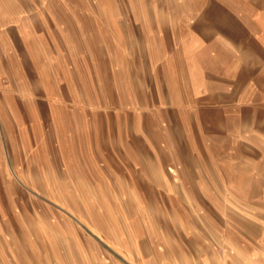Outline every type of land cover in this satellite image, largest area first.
<instances>
[{
  "label": "rangeland",
  "instance_id": "374dc122",
  "mask_svg": "<svg viewBox=\"0 0 264 264\" xmlns=\"http://www.w3.org/2000/svg\"><path fill=\"white\" fill-rule=\"evenodd\" d=\"M263 164L264 0H0L1 258L264 264Z\"/></svg>",
  "mask_w": 264,
  "mask_h": 264
},
{
  "label": "crops",
  "instance_id": "0c3cea01",
  "mask_svg": "<svg viewBox=\"0 0 264 264\" xmlns=\"http://www.w3.org/2000/svg\"><path fill=\"white\" fill-rule=\"evenodd\" d=\"M261 167V166H260ZM239 170H243V168H238ZM262 169L264 170V164L262 165ZM249 172V171H248ZM247 176V175H246ZM245 176V177H246ZM243 177V176H242ZM244 177V178H245ZM264 177V176H263ZM238 177L236 176V177H233V179H237ZM246 179H247V182H250L252 179L254 180V181H256V176H252L251 174H249L247 177H246ZM233 181H235V180H233ZM242 183V182H241ZM261 194H262V196H264V192H261ZM151 227H153V228H156V223H155V221H153L152 220V222H151ZM49 240H50V242L52 243L51 245H54V244H56V243H53V241L54 240H56V239H54V237H49L48 238ZM40 245H36V244H30L29 246H28V251L27 252H25V251H18V252H15V254L13 255L14 256V259H13V261L11 262H9V261H7L6 260V258H5V256L4 255H2V257L3 258H1V256H0V258L2 259V261L4 262H2V264H30V261H37L38 260V258H39V256H37V255H35V254H31L32 252H34L36 249H38V247H39ZM45 246V245H44ZM40 247H43V246H40ZM29 251L31 252V253H29Z\"/></svg>",
  "mask_w": 264,
  "mask_h": 264
}]
</instances>
